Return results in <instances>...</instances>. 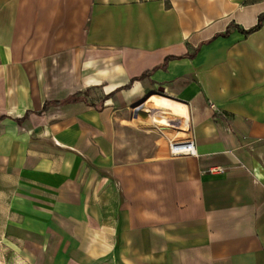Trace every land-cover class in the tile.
<instances>
[{"label": "crops", "instance_id": "obj_1", "mask_svg": "<svg viewBox=\"0 0 264 264\" xmlns=\"http://www.w3.org/2000/svg\"><path fill=\"white\" fill-rule=\"evenodd\" d=\"M0 264H264V0H0Z\"/></svg>", "mask_w": 264, "mask_h": 264}, {"label": "built area", "instance_id": "obj_2", "mask_svg": "<svg viewBox=\"0 0 264 264\" xmlns=\"http://www.w3.org/2000/svg\"><path fill=\"white\" fill-rule=\"evenodd\" d=\"M169 152L172 156L195 155L196 150L192 138L172 140L168 144Z\"/></svg>", "mask_w": 264, "mask_h": 264}, {"label": "rangeland", "instance_id": "obj_3", "mask_svg": "<svg viewBox=\"0 0 264 264\" xmlns=\"http://www.w3.org/2000/svg\"><path fill=\"white\" fill-rule=\"evenodd\" d=\"M16 58V60H18V61H24V62H26V55H18V56H16L15 57ZM48 58H49V56H48ZM59 58L61 59V64H66V63H69L70 62V55L68 54V53H66V54H63V55H60L59 56ZM51 74H54L55 76H58L59 74H62V71H59V70H56V71H54V72H52V71H48V77H49V75H51ZM63 74H65L64 72H63ZM63 76H65V75H63ZM63 78H65V77H63ZM67 90V88L66 87H63L62 88V90L61 91H66ZM172 113H174V114H177L181 119H184V114L183 113H181V112H179L177 109H172V110H170ZM159 122H160V124H162L163 126H166L167 127V124H168V121H167V118L166 119H160L159 120Z\"/></svg>", "mask_w": 264, "mask_h": 264}, {"label": "trees", "instance_id": "obj_4", "mask_svg": "<svg viewBox=\"0 0 264 264\" xmlns=\"http://www.w3.org/2000/svg\"><path fill=\"white\" fill-rule=\"evenodd\" d=\"M262 19H263V15H260V16L258 17V21H257V23H256L252 28H249L248 30H242V31H243L244 33H250V32H252V31L257 30V29L260 27V25H261ZM148 74H149V71H145V72L141 73L139 76L132 77V78L130 79V82H129V83L133 82L134 80L140 79V78H142V77H144V76H146V75H148ZM76 99H77L76 96H74V97H71V98H67V99H65V100L45 101V102L43 103L42 110L46 109V107H47L50 103H52V104H59V103H64V102L76 101Z\"/></svg>", "mask_w": 264, "mask_h": 264}, {"label": "water", "instance_id": "obj_5", "mask_svg": "<svg viewBox=\"0 0 264 264\" xmlns=\"http://www.w3.org/2000/svg\"><path fill=\"white\" fill-rule=\"evenodd\" d=\"M134 113H135V114H147L146 111L142 110V108H141L140 105L135 106V108H134Z\"/></svg>", "mask_w": 264, "mask_h": 264}]
</instances>
